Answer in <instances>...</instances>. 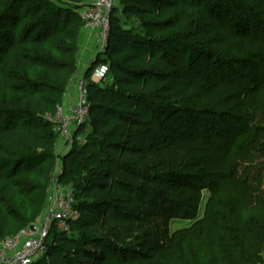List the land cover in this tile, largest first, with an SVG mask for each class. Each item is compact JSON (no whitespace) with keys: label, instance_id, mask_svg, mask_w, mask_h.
<instances>
[{"label":"trees","instance_id":"16d2710c","mask_svg":"<svg viewBox=\"0 0 264 264\" xmlns=\"http://www.w3.org/2000/svg\"><path fill=\"white\" fill-rule=\"evenodd\" d=\"M24 1L34 18L18 34L26 41L21 47L15 35L1 34L11 8L0 12V139L11 134V122L34 123L16 147L0 144V244L42 211L41 177L58 138L45 116L62 103L75 67L76 47L68 35L84 27L67 4L87 0H59L65 7L53 0ZM213 1L120 0L133 31L116 24L119 8L113 10L110 54L98 61L108 64L114 81L111 87L88 85L89 122L80 129L87 127L84 148L92 150L84 152L77 171L67 172L76 178L78 217L68 234L52 233L46 254L34 264H154L146 248L152 234L143 225L148 208L169 205L182 186L195 196L203 186L219 192L235 155L264 166V0ZM219 20L238 36L233 74L249 84L224 83L220 71L205 89L208 105L189 107V89L172 68L178 55L188 68L207 57L192 38L207 40ZM198 122L212 129L191 138L187 126ZM18 174L30 180L15 181ZM256 197L254 207L246 201V212H259L264 230V190Z\"/></svg>","mask_w":264,"mask_h":264},{"label":"rangeland","instance_id":"374dc122","mask_svg":"<svg viewBox=\"0 0 264 264\" xmlns=\"http://www.w3.org/2000/svg\"><path fill=\"white\" fill-rule=\"evenodd\" d=\"M53 1L58 7L66 5L59 0ZM206 2L209 5L215 3L213 0H206ZM84 5L85 3L81 2L67 4L69 8L76 10V14H79ZM3 8L8 11L11 8L13 12L11 11L7 17L8 23L4 27L1 25V28L3 27L1 34L6 32L9 36L15 35L14 44L21 47L26 44V41L18 34L24 30L26 24L32 23L33 8L24 0L12 2V4L2 0L0 12ZM116 9H118L114 15L116 24L126 31H131L133 22L122 15L120 0ZM229 25L219 20L207 40L201 39L197 34L192 38L197 46L207 50L208 53L207 57L200 60L193 68H188L184 57L178 55L175 61L176 67L172 69L177 72L179 81L189 89L185 99L187 106L201 108L208 105L205 89L211 82L217 80L216 74L220 71L225 77L224 83L233 81L246 84L248 82L241 76L238 77V74V76L233 74L237 73L235 70H238V65L235 63L237 61L233 55L238 36ZM260 30L259 38L264 39V28L261 27ZM32 36L33 34H30L28 40ZM91 36L87 37L84 29L79 33L68 35L69 40L76 47V53L75 67L70 76L67 91H73L72 88L78 78L84 77L89 81L93 64L109 57L111 49L108 50V40L104 49L100 51L97 41ZM51 38L54 40L55 37ZM3 45V41L0 40V47ZM117 48L121 50L125 47L121 44ZM26 50H32V48L29 47ZM53 50L50 49L52 55ZM0 72H4L1 69V57ZM113 81V75L110 74L101 86L111 87ZM33 125L34 123L26 120L11 122V134L4 141L0 139V144L16 147L22 140L21 133ZM187 128L191 138L205 136L212 129L203 122L189 125ZM87 130V127L79 129L69 147L61 144L58 138L53 141L51 160L44 165L47 176L43 174L44 176L41 177L42 186H44L43 208L33 217L31 224L41 219L51 190L63 188L71 189L74 193L78 192L75 174L73 176L72 173L67 172L77 171L80 168V161H83L84 152L92 150L84 148ZM184 130H187L186 127L182 128V131ZM213 140L216 141L217 138L214 137ZM146 144H149V141ZM79 151L83 152L76 156L75 153ZM234 159L233 171L222 176L223 185L219 192H213L210 188L203 186L198 196H195L190 188L182 186L178 188V193L172 196V203L169 205L147 209L149 217L143 225L146 229L149 228L152 234L146 241V248L154 257V264H264V230L260 224L261 214L253 210L246 212L248 206H245L246 201L249 200L251 204L249 206L254 207L257 202L256 195L264 190V166L258 161L247 162L246 159L237 155ZM14 180L30 179L18 174ZM179 231H184L187 236L177 235Z\"/></svg>","mask_w":264,"mask_h":264},{"label":"built area","instance_id":"2783aa9c","mask_svg":"<svg viewBox=\"0 0 264 264\" xmlns=\"http://www.w3.org/2000/svg\"><path fill=\"white\" fill-rule=\"evenodd\" d=\"M119 0H87L79 16L84 30H95L100 51L107 44L110 17ZM89 81L78 78L70 103H61L52 114L45 116L55 129L61 144L69 147L75 134L89 122L88 85H101L109 76V66L97 61L93 64ZM75 193L71 189L55 188L47 196L41 219L5 237L0 244V264H34L44 257L52 233L70 232V223L78 217Z\"/></svg>","mask_w":264,"mask_h":264},{"label":"crops","instance_id":"0c3cea01","mask_svg":"<svg viewBox=\"0 0 264 264\" xmlns=\"http://www.w3.org/2000/svg\"><path fill=\"white\" fill-rule=\"evenodd\" d=\"M84 31H85V34H86L87 37H89V36L92 35L94 40L97 39V38H96V33H97V32H96L95 30H92V29H91V30H84ZM92 36H91V37H92ZM72 89H73V91L70 90V91H67V92H66V95H65V97L63 98V102H64V103H70V102H72L73 94H75V88L73 87ZM68 90H69V88H68Z\"/></svg>","mask_w":264,"mask_h":264}]
</instances>
